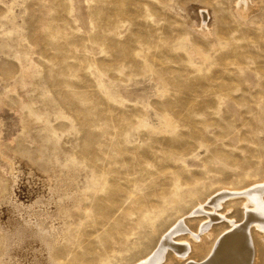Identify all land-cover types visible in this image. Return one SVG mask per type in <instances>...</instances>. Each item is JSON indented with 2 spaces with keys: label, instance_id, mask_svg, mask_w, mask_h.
<instances>
[{
  "label": "rangeland",
  "instance_id": "1",
  "mask_svg": "<svg viewBox=\"0 0 264 264\" xmlns=\"http://www.w3.org/2000/svg\"><path fill=\"white\" fill-rule=\"evenodd\" d=\"M263 181L264 0H0V264H137L213 213L161 264L201 261Z\"/></svg>",
  "mask_w": 264,
  "mask_h": 264
},
{
  "label": "bare ground",
  "instance_id": "2",
  "mask_svg": "<svg viewBox=\"0 0 264 264\" xmlns=\"http://www.w3.org/2000/svg\"><path fill=\"white\" fill-rule=\"evenodd\" d=\"M248 1L250 0H241L243 6L248 3ZM250 9L255 11L258 9V5L254 4L252 7H250ZM240 196H243L246 199L245 206H250V208H246L245 213L243 214L242 212L243 215L240 217V219H238L239 221L237 223H233L229 230L223 232L218 236V238H216L212 247H209L206 244L203 245L204 248H201L200 251L201 255L204 254L205 257H202L203 259L201 261H189L185 264H264V181L256 185L253 184L249 188H244L243 190H236V188H225L218 192L214 197L212 196L210 204L213 207V210H215L218 206L222 205L223 201L227 198H231V202L235 203V199ZM206 199L207 198H205L204 201ZM205 204L208 203L205 202ZM232 205L234 206L235 204ZM199 210L202 211V206ZM223 216L221 217L220 215L221 218H223ZM216 218L218 219V216L216 217V215H213V213H209L207 215L206 221L197 227L195 231L196 233H194L192 230H187L188 225L186 226V222L184 223V220L181 219L176 225L171 227L163 234L157 244L155 243L150 248L148 251V256L145 257V259L136 263L161 264L162 258H164L163 254L169 247L172 248L173 252L180 258L187 255L189 252V245L187 243L173 242L172 235L185 231L187 232V236L189 238L191 237L193 240L196 238L198 239V237L203 240L209 239L213 235V232L208 229V226ZM227 228H229V226Z\"/></svg>",
  "mask_w": 264,
  "mask_h": 264
}]
</instances>
